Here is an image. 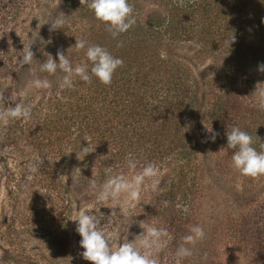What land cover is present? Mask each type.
Returning <instances> with one entry per match:
<instances>
[{"label":"trees","instance_id":"obj_1","mask_svg":"<svg viewBox=\"0 0 264 264\" xmlns=\"http://www.w3.org/2000/svg\"><path fill=\"white\" fill-rule=\"evenodd\" d=\"M63 2L68 12L78 14L86 24L65 22L61 29L48 32L36 60L35 77L47 78L53 87L33 89L29 121L14 120L1 127V151L30 161L36 168L30 174L31 182L38 180L50 194L66 190L67 154L78 144L87 151L73 174L70 185L74 190L89 192L91 178L102 184L109 175H131L127 167L130 155L138 161L137 171L154 162L159 168L157 178L162 179L156 192L145 185L140 206L147 210L153 226L166 228L170 235L159 264H175L176 250L196 218L194 206L203 189L194 127L199 82L180 54L190 51L218 64L208 83L204 109L206 125L212 129L210 137L218 133L217 143L233 153L227 148L226 131L239 126L252 136V146L264 151L260 147L264 143V110L256 105V94L240 87L249 70L264 65V0H183L182 5L180 0H128L134 6L136 23L115 39L80 0ZM31 6V0H0V28L7 21L25 18ZM232 36L235 42L229 44ZM75 38L104 47L124 63L110 85L95 78L87 84L77 78L75 88L63 91L65 99L60 100L56 92L63 73L58 70L49 75L39 68L48 55L58 62V50L73 67L84 60L83 50L70 48ZM120 41L123 46L117 47ZM193 41L200 44L198 50ZM9 43L0 33V84L18 76L14 67L17 52ZM162 53L167 59L161 58ZM0 161L5 159L1 156ZM2 179L0 173V184ZM249 180L243 176L239 182L244 196L257 186ZM57 196L58 206L62 201ZM247 199L241 213L234 219L224 218L221 224L234 248L251 246L247 264H264V197ZM92 204V209L97 208ZM10 253L0 251V264L18 263ZM20 256L36 262L26 252Z\"/></svg>","mask_w":264,"mask_h":264},{"label":"rangeland","instance_id":"obj_2","mask_svg":"<svg viewBox=\"0 0 264 264\" xmlns=\"http://www.w3.org/2000/svg\"><path fill=\"white\" fill-rule=\"evenodd\" d=\"M31 3L25 18L7 21L0 28V33L11 43V49L17 52L14 67L18 69L16 78L6 79L0 84V109L13 107L17 103L28 106L32 101L34 91L28 90L26 86L30 80L36 78V60L50 31V23L43 25L44 22H51L60 16L64 23L86 24L78 14L67 11L63 0H31ZM29 45L34 53L32 63L19 68L17 59L22 58L24 46ZM180 56L190 66L199 82L200 104L194 127L200 147L203 189L194 206L196 218L192 225L202 226L206 233L203 241L194 247L190 246L193 255L183 259L182 263L247 264L252 257L251 246L243 245L241 250L234 248L233 241L225 236L221 222L224 218L234 219L241 213L247 207L248 197H264V176L255 179L244 176L250 179L251 185L257 184L244 196L239 184L243 176L231 166L233 153L211 139L204 119L208 83L216 75L218 64L215 60L197 57L190 51L181 52ZM256 86L264 89V72L251 69L241 78L240 87L253 95L256 94ZM82 149L78 144L67 154L64 175L66 190L50 194L42 190L38 180L31 182L30 161L10 157V152L3 154L0 148V157L5 159L0 161V173L3 174L0 184V251H12L10 254L13 262L17 260V264H32L20 256V252H26L36 261L35 264H91L80 255L84 251L79 244L81 237L76 232L77 222L71 220L80 210L91 211L92 203L96 204L94 195L86 190H74L70 185L74 172L84 159ZM161 177L157 178L159 182ZM59 194L62 202L57 206ZM141 202L142 197L135 206H125L121 212L118 207L110 209L111 202L100 207V212L97 210L96 214L101 213L104 216L102 220L106 219L101 220V226L111 236L114 247L141 234V221L153 226L152 221L147 220V210L140 206ZM112 211L116 213L111 216ZM93 212L95 214V210ZM205 260L208 261L204 263Z\"/></svg>","mask_w":264,"mask_h":264},{"label":"clouds","instance_id":"obj_3","mask_svg":"<svg viewBox=\"0 0 264 264\" xmlns=\"http://www.w3.org/2000/svg\"><path fill=\"white\" fill-rule=\"evenodd\" d=\"M94 14V17L105 25L106 31L115 39L124 33H127L136 23L134 15V6L128 3V0H80ZM183 4V0H180ZM50 23V31L61 29L63 19L60 16L55 17ZM76 39V38H75ZM235 38L232 36L229 40L234 43ZM120 41L117 47H122ZM195 49L200 48V44L192 42ZM76 52L84 51V60L74 67L67 56L60 50L57 51V60L51 55L41 63L39 71L49 75H55L59 70L63 73L57 85L56 96L64 100L62 92L75 88V80L78 78L87 84H91L93 78L99 83L107 86L110 85L113 75L119 67L123 66V60L114 57L107 49L102 46L89 44L83 39H76L74 46L70 47ZM21 59H17V66L23 68L29 66L34 58V53L30 50V45L23 48ZM162 59H167L165 53L161 54ZM259 70L264 72V65ZM259 85V84H258ZM257 85V86H258ZM256 86V105L260 110H264V89ZM27 89L40 90L51 89L52 82L47 78H34L27 84ZM32 117V110L23 103H17L13 107L0 109V127H7L11 121L24 120L29 121ZM212 132V129L209 130ZM218 133H213L211 139L215 141ZM227 148L234 150L232 154V167L240 175L250 178L264 176V151H257L253 145V138L246 131L241 130L239 126H232L227 129ZM264 149V143L260 145ZM82 151L86 152L87 147ZM127 167L131 175L123 173L109 175L102 183L97 184L95 179L89 180V192L96 197L97 208L83 209L78 212L72 221H76V232L80 235V247L84 249L80 255L91 264H159L158 255L167 246L170 235L166 228L149 226L146 222L141 221L139 226L143 229L141 234L135 236L133 240L113 246L111 236L106 234L105 229L101 226V220L104 219L100 212V207L111 202L110 209H120L125 206L133 207L139 203L142 191L147 184L152 192H156L159 187V181L156 179L159 175V168L154 162H148L137 171L138 161L129 156ZM32 171H36L33 167ZM41 193V192H40ZM95 210V214L93 212ZM116 212L112 211L111 216ZM206 238L205 230L200 225L189 227V234L182 238L181 245L177 248L175 264H181L182 260L193 255L192 247Z\"/></svg>","mask_w":264,"mask_h":264}]
</instances>
